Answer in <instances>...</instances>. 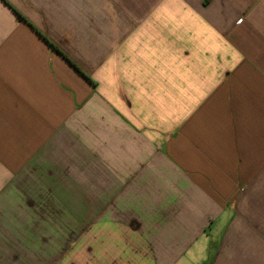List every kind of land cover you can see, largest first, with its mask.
<instances>
[{"label": "crops", "instance_id": "1", "mask_svg": "<svg viewBox=\"0 0 264 264\" xmlns=\"http://www.w3.org/2000/svg\"><path fill=\"white\" fill-rule=\"evenodd\" d=\"M0 264H264V0H0Z\"/></svg>", "mask_w": 264, "mask_h": 264}]
</instances>
